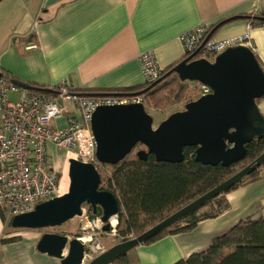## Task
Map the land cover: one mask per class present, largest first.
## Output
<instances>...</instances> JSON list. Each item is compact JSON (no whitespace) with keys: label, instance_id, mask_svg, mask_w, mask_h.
<instances>
[{"label":"crops","instance_id":"crops-1","mask_svg":"<svg viewBox=\"0 0 264 264\" xmlns=\"http://www.w3.org/2000/svg\"><path fill=\"white\" fill-rule=\"evenodd\" d=\"M16 4L21 8L19 19L5 30L0 24V74L44 89L66 80L88 93L142 85L139 56L151 52L162 70L172 66L184 57L181 36L200 25L264 14V0H18ZM245 34L264 70V27L237 20L212 38L221 41ZM257 107L264 118V99L257 101ZM65 122L66 116L55 123ZM49 151L54 148L49 146ZM225 200L228 208L218 217L199 222L189 232L138 246L127 253V264H174L204 251L214 237L238 222L260 217L264 176L228 192ZM2 215L0 264H60L37 251L42 236L38 230L5 231L11 220L4 211Z\"/></svg>","mask_w":264,"mask_h":264},{"label":"water","instance_id":"water-1","mask_svg":"<svg viewBox=\"0 0 264 264\" xmlns=\"http://www.w3.org/2000/svg\"><path fill=\"white\" fill-rule=\"evenodd\" d=\"M172 71L180 81L204 84L211 93L187 103L183 111L169 115L156 128L142 103L97 107L92 114L91 131L99 164L116 166L137 146L142 148L135 153L138 160L146 161L152 156L156 162L180 164L184 161V149L193 147L195 162L229 168L246 158L248 144L264 137V118L257 107V101L264 98V71L250 48L244 45L228 48L213 62L184 60ZM12 82L18 88L33 90L23 82ZM263 164L264 152L140 236L112 246L87 264H113L226 192ZM68 178L65 194L37 204L29 213L13 217L10 227L27 230L58 227L80 217L83 206L87 205L93 214L100 210L101 230L109 232L110 220L119 211L118 203L111 192L99 189L101 179L97 169L92 164L71 159ZM37 251L59 259L60 264H84L85 246L80 238L69 240L64 235L45 233L37 243Z\"/></svg>","mask_w":264,"mask_h":264},{"label":"trees","instance_id":"trees-1","mask_svg":"<svg viewBox=\"0 0 264 264\" xmlns=\"http://www.w3.org/2000/svg\"><path fill=\"white\" fill-rule=\"evenodd\" d=\"M237 20H245L251 27H264V14L235 16L211 26L207 34L208 39H213L212 36L222 26ZM201 50L193 55L184 56L179 62L162 70L155 83L144 82L140 86L107 92L88 93L86 90L79 92L83 95L141 96L144 100L151 102L152 98L156 100L162 90H167L174 97L180 98L184 91V82L180 81L172 70L184 60L198 59L201 56ZM255 58L263 69L256 55ZM31 87L36 91L44 89ZM194 151L193 147L185 148L184 161L180 164L156 162L152 156H148L146 161H141L135 153L131 152L118 165L108 166L110 168L108 175L102 176L97 169L101 179L99 189L111 192L117 199L119 211L115 229L117 236L121 237V242L127 241L129 236L132 238L140 236L233 176L237 167L242 169L248 165L264 152V137L248 144L246 158L229 168H222L220 165L203 166L195 162ZM261 176H264V164L226 192L154 236L146 244L168 235L189 232L199 222L218 217L228 208L225 200L228 192L253 182ZM206 208L207 210L199 213ZM0 214L3 216L1 210ZM100 214V210H97L96 214H93L90 208L88 210L90 219L100 217ZM114 263L127 264L129 258L125 255ZM174 264H264V213L256 219L247 218L238 222L229 231L214 237L204 251L193 253Z\"/></svg>","mask_w":264,"mask_h":264},{"label":"built area","instance_id":"built-area-1","mask_svg":"<svg viewBox=\"0 0 264 264\" xmlns=\"http://www.w3.org/2000/svg\"><path fill=\"white\" fill-rule=\"evenodd\" d=\"M209 30V26L200 25L181 36L184 56L202 49L198 59L213 62L228 48L244 45L252 49L248 34L216 41L208 39ZM139 63L144 82L155 83L162 69L154 55L151 52L141 54ZM192 84L196 99L211 93L204 84ZM49 90L21 89L10 79L0 76V210L9 221L33 211L39 203L63 195L60 193L62 178L53 166L54 157L49 146L63 154L66 164L72 159L92 164L97 169L101 164L96 159V143L91 131L95 109L143 102L141 96L83 95L66 80ZM65 116L66 122L57 126L56 120ZM84 214L83 211L80 217ZM111 221L109 232L113 234L117 221L113 225ZM96 223L101 229L99 218ZM84 257L85 260L86 253Z\"/></svg>","mask_w":264,"mask_h":264},{"label":"rangeland","instance_id":"rangeland-1","mask_svg":"<svg viewBox=\"0 0 264 264\" xmlns=\"http://www.w3.org/2000/svg\"><path fill=\"white\" fill-rule=\"evenodd\" d=\"M17 2L18 0L0 1V24H3L4 30L5 28L11 26L13 22H16L22 15L19 4H16ZM183 87L184 91L180 98L174 97L167 90H162L158 94L157 98L155 97L156 100H153L152 98V101L149 102L147 99H143L142 104L144 105L145 111L153 118V128H156L158 124L166 119L169 115L175 112L183 111L187 103L196 100L195 97L197 94L192 82H184ZM10 98H13L11 94ZM140 149L142 148L137 146L132 152L136 153ZM52 154L54 157L53 166L58 171L60 178H62L60 193L65 194L68 191L69 186L68 164H66L62 153H56L54 151ZM97 169L102 176H106L110 173V168L108 166L98 167ZM240 169V167H237L235 172L239 171ZM88 210L89 207L84 205L83 211L85 214L83 217H75L61 226L38 231L42 235L45 233L64 235L68 237L69 240L73 238H80L81 241L84 239H89V241L83 242L87 256V258L84 260V264H87L95 256L121 242V237L117 236L116 229L115 233L113 234L111 232H103L101 229H98V227H96L98 225L96 223V219L99 217L90 219L88 216ZM205 210H207V208L202 209L199 211V213ZM113 219L116 220V217ZM8 230H11L10 226L6 225L5 231Z\"/></svg>","mask_w":264,"mask_h":264},{"label":"bare ground","instance_id":"bare-ground-1","mask_svg":"<svg viewBox=\"0 0 264 264\" xmlns=\"http://www.w3.org/2000/svg\"><path fill=\"white\" fill-rule=\"evenodd\" d=\"M114 221H115V220L112 218V221H111V224H112V225L115 224ZM86 241H89V239H84V240H82V242H86Z\"/></svg>","mask_w":264,"mask_h":264},{"label":"flooded vegetation","instance_id":"flooded-vegetation-1","mask_svg":"<svg viewBox=\"0 0 264 264\" xmlns=\"http://www.w3.org/2000/svg\"><path fill=\"white\" fill-rule=\"evenodd\" d=\"M140 147V146H139Z\"/></svg>","mask_w":264,"mask_h":264}]
</instances>
